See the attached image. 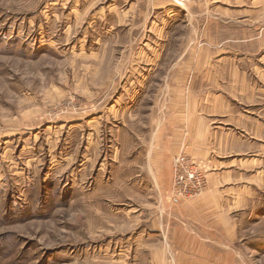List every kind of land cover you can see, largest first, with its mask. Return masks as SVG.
I'll return each mask as SVG.
<instances>
[{"label": "rangeland", "instance_id": "rangeland-1", "mask_svg": "<svg viewBox=\"0 0 264 264\" xmlns=\"http://www.w3.org/2000/svg\"><path fill=\"white\" fill-rule=\"evenodd\" d=\"M224 61L233 76L220 75ZM199 67L215 79L201 91L239 107L243 78L262 120L264 0H0V264H189L169 230L150 226L177 221L173 202L201 197L209 170L183 151L156 158L151 117L166 124L171 80ZM254 141L250 158L262 154ZM180 153L205 171L196 196L171 191ZM255 170L213 254L190 264H264Z\"/></svg>", "mask_w": 264, "mask_h": 264}, {"label": "crops", "instance_id": "crops-1", "mask_svg": "<svg viewBox=\"0 0 264 264\" xmlns=\"http://www.w3.org/2000/svg\"><path fill=\"white\" fill-rule=\"evenodd\" d=\"M221 64L218 66L220 75L226 69L233 76L235 68L226 61ZM175 66L181 71L184 69L183 63L174 64L169 69H174ZM203 67L198 68L203 70L202 73H195L191 78L181 79L183 71L175 74L179 76L177 79L171 80L169 85H173V95L166 106V124L160 126L153 115L151 117V125L155 123L151 132L154 144L151 149L155 151L156 158L168 155L169 159L174 153L183 151L203 162L209 170L208 189L201 197L185 202L175 199L173 202L175 205L172 213L177 221H152L150 226L156 236L159 231L164 233L169 230L174 236L172 244L182 251L178 254V261L189 264L206 261L208 254H213L207 248L209 243L222 240V233L217 234L216 229L220 226L222 228L224 221L228 232L227 226L231 225L227 215L231 208L229 200L232 194L236 193L235 197H240L238 193L243 192V197L248 196L244 180L248 177L255 180L259 172L255 170V166L264 165V102L260 109L262 120L256 121L248 112L250 109L247 108L251 106L246 105L253 100L254 95L248 96V84L239 77L237 82L241 87L242 102L245 103L242 105L245 106L229 104L230 98L222 94H206L199 87L208 85L215 79L209 75L211 68ZM235 80L234 78L233 81ZM186 85L191 89L185 88ZM215 117L220 118L221 124L214 128L210 121ZM255 136H259L258 150H262V154L250 158L249 151L255 149ZM151 160L156 161L154 158ZM168 164L169 162L166 164V175H169Z\"/></svg>", "mask_w": 264, "mask_h": 264}, {"label": "built area", "instance_id": "built-area-1", "mask_svg": "<svg viewBox=\"0 0 264 264\" xmlns=\"http://www.w3.org/2000/svg\"><path fill=\"white\" fill-rule=\"evenodd\" d=\"M171 191L179 197H193L200 194L206 184V174L199 163L188 155L180 153L171 161Z\"/></svg>", "mask_w": 264, "mask_h": 264}]
</instances>
